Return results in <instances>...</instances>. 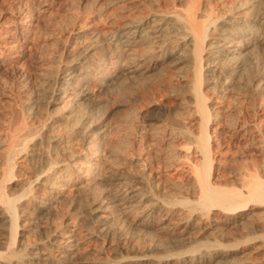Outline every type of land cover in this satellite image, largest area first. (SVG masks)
<instances>
[{
	"label": "bare ground",
	"instance_id": "bare-ground-1",
	"mask_svg": "<svg viewBox=\"0 0 264 264\" xmlns=\"http://www.w3.org/2000/svg\"><path fill=\"white\" fill-rule=\"evenodd\" d=\"M103 1L118 12L109 41L103 46L94 29L86 45L75 51L65 46L63 63L44 82L46 108L60 102L71 106L73 122L62 133L48 134L53 118L14 135L7 146L8 177L15 175L16 158L23 154L33 159L41 151L42 161L20 195L7 193L0 181V223L6 224L0 227V264H264L259 257L264 252V179L247 173L241 177L245 190L219 182L226 136L261 141V125L231 112L223 125L222 109L229 102L218 107L211 97L220 102L227 91L245 87L248 101L264 106L259 101L264 0ZM18 2L17 24L36 20L25 1ZM30 31H24L22 44L31 43ZM87 31L78 27L74 33ZM110 44L113 51L106 57L103 48ZM183 63L189 80L177 73ZM150 74H165L171 89L167 100L178 104L186 102L182 83L190 82L188 109L195 121L181 115L172 120L178 110L171 105L160 106L169 111L165 134L149 123L150 117L131 118L120 124L124 145L116 153L118 164H106L114 127L83 109L99 100L90 91ZM153 132L163 133L157 135L159 142L169 147L165 159L160 157L163 166L154 165L159 159L146 144L145 136ZM75 137L81 141L79 153L72 146ZM186 137L193 140L185 143ZM77 155L84 160L77 161ZM25 215L29 218L21 219ZM32 219L37 235L30 241L25 223Z\"/></svg>",
	"mask_w": 264,
	"mask_h": 264
},
{
	"label": "rangeland",
	"instance_id": "rangeland-1",
	"mask_svg": "<svg viewBox=\"0 0 264 264\" xmlns=\"http://www.w3.org/2000/svg\"><path fill=\"white\" fill-rule=\"evenodd\" d=\"M23 1L27 4V10L35 14L36 20L31 23L29 19L24 24L18 25V0H0V181L4 183L5 190L10 195H20L23 192L27 183L34 179V172L38 169L37 167L42 161L41 151L39 150L36 157L33 159L23 154L21 157L16 158L17 170L14 173L15 175L8 177L6 172H4V159L7 146L12 137L14 135L23 136L27 132L39 129L44 124L49 123L53 118L55 121L52 127L47 129L46 132L48 134L62 133L70 126L75 117L74 115H76V109H71V106L61 102L46 108L44 102L46 101V95L43 88L45 78L48 76L47 74L55 72L63 63L65 57H61V54L65 46L75 51L83 45H86L89 41H92V37H94V35H90L92 33L88 34V32H92L94 29L96 35L97 33L100 35L101 38L99 39L103 46H105L107 41H109V36L117 29V24L119 22L116 15L118 13L116 12V7L105 3L103 0ZM228 1L229 0H225V2ZM222 2L225 3L223 0ZM30 24L33 26H30ZM85 26L89 27V31L85 33L86 35L74 33L76 28ZM27 29H31L29 34L31 43L22 44L20 39ZM104 41H106V43ZM25 45L28 46L26 47ZM111 47L112 45L110 44V47L103 48L105 52L104 56L108 57L111 55L113 51V47ZM176 70L177 73L179 71V74L185 77V80H189L190 71L187 70L186 64L183 63L179 65ZM164 75L165 74L162 76L150 74L139 77H126L116 82L114 86L102 89L103 91L99 90L97 86H93V89H91L90 92H94L93 94L96 95V98H99V100L94 106L84 104L86 108L83 106V109L91 113V117L94 116L96 118L100 117L101 119H107L106 121L109 122L110 126L114 127L112 133L108 135L109 144L111 145H109L110 147L108 148V150H110L108 151L109 155L108 159H106V164H112L113 162L114 165L118 164V155H116V153H119V148H122V145H124L119 138L121 132H123L122 125L120 126V124L126 123L127 120H131V118H135L136 120L141 119L142 116L150 117L149 123L154 127L157 126L156 128H158V130L163 129L161 130L163 132L165 131V126L166 130L169 128L168 126H170L168 124L170 121H168L169 111L160 106H168L169 109V105H171L173 109L178 110L176 117L175 114H173L172 120L178 119L181 115L185 121H195V116L189 111L190 109L192 110V107L188 109L191 106L189 103L191 102V93L188 91L190 82L185 81L182 83L181 87H183V95L186 98V102L184 104H178L176 99H173V101L167 100V98L169 99L168 95L171 89L169 87V81ZM175 80L176 79H173V84ZM245 90L248 89L242 87L238 90L227 91L225 93V98L220 100V102H218L219 99L216 101L214 94L210 93L212 94L211 97L213 101L215 100L214 103H216L218 107H220V105L223 106L224 103L228 104L229 102V106L224 107L226 110L222 107L221 115H223V119L221 123L223 125L226 122L228 123L230 117L228 119L227 116H229V114L235 117L238 115L239 117L245 115L250 124L258 122V124L261 125V141H238L239 135L231 138L226 136L228 140L225 138L226 141L220 146L222 152L219 156H221L220 161L222 169L219 173V182L222 183V186L227 188L235 187L239 190L246 189L242 183V178L249 172H255L260 178L264 179V106L260 105V107H258V105H253L250 100L248 101L249 97L245 95V93L247 94L248 92ZM245 96H247V98ZM259 101H262L261 104L264 103V92ZM171 106L170 108H172ZM134 112L135 114H133ZM189 112L191 115H189ZM155 116L162 118L155 120L152 118ZM225 120L226 122H224ZM194 127L195 125H193L192 131L197 135V128ZM116 133H118V135ZM163 133L165 134L166 132ZM163 133L156 134L163 136ZM152 134L153 135L148 134L145 136V140L148 142L146 144H149L147 146L150 148L153 147L152 155L156 154L155 157L157 160L159 159L158 162L155 161L157 163L153 161L154 165L158 164L155 166H159L160 163V166H163L164 162H162L161 159H165L168 155V144L160 143L159 136L154 135V132ZM129 137L132 139L131 136ZM189 139L190 138L187 139L186 137L183 141L185 140L186 142H184L187 143L188 140L190 143L193 140ZM72 141L75 152H81V141L78 140L77 137ZM183 141L182 143L185 144ZM114 158H116V160ZM76 160L83 161L84 155H77ZM178 194L179 192H176L175 195L178 196ZM181 194L182 192H180L179 195ZM261 208L264 209V207ZM25 217L29 218L28 215H25L21 216V219ZM33 219L25 223L26 233L29 235L28 239L30 241L35 240L37 235L32 230V225L30 224ZM4 223H0V225L3 224L0 227H5L6 224ZM263 253L259 254V257L261 256L263 258Z\"/></svg>",
	"mask_w": 264,
	"mask_h": 264
}]
</instances>
